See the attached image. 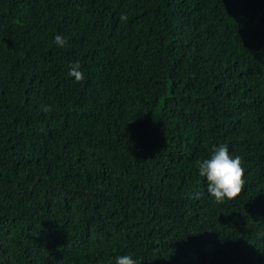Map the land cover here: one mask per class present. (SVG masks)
I'll return each mask as SVG.
<instances>
[{"label":"trees","instance_id":"trees-1","mask_svg":"<svg viewBox=\"0 0 264 264\" xmlns=\"http://www.w3.org/2000/svg\"><path fill=\"white\" fill-rule=\"evenodd\" d=\"M123 255L264 264V0H0V264Z\"/></svg>","mask_w":264,"mask_h":264},{"label":"clouds","instance_id":"clouds-1","mask_svg":"<svg viewBox=\"0 0 264 264\" xmlns=\"http://www.w3.org/2000/svg\"><path fill=\"white\" fill-rule=\"evenodd\" d=\"M126 19V16L121 17L122 21ZM53 43L62 48L66 44V39L56 35ZM68 76L73 77L77 83L84 80V73L78 61L70 65ZM44 110L49 111L50 109L45 108ZM197 169L198 175L206 178L207 193L216 204H223L237 198L245 184V171L241 157L231 156L226 144L212 146L209 157L197 161ZM114 264H138V261L131 255H123L116 257Z\"/></svg>","mask_w":264,"mask_h":264}]
</instances>
